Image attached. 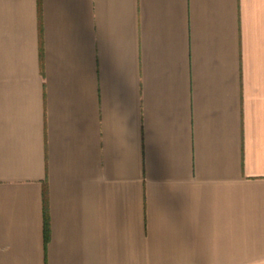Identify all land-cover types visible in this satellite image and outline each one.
Here are the masks:
<instances>
[{"label":"crops","instance_id":"0c3cea01","mask_svg":"<svg viewBox=\"0 0 264 264\" xmlns=\"http://www.w3.org/2000/svg\"><path fill=\"white\" fill-rule=\"evenodd\" d=\"M0 264H264V0H0Z\"/></svg>","mask_w":264,"mask_h":264},{"label":"trees","instance_id":"16d2710c","mask_svg":"<svg viewBox=\"0 0 264 264\" xmlns=\"http://www.w3.org/2000/svg\"><path fill=\"white\" fill-rule=\"evenodd\" d=\"M46 232H47V224H46Z\"/></svg>","mask_w":264,"mask_h":264}]
</instances>
